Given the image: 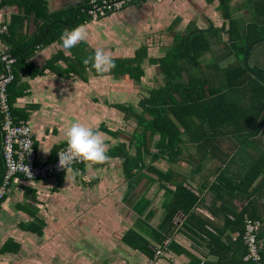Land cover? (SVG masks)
Returning <instances> with one entry per match:
<instances>
[{"label": "crops", "instance_id": "crops-1", "mask_svg": "<svg viewBox=\"0 0 264 264\" xmlns=\"http://www.w3.org/2000/svg\"><path fill=\"white\" fill-rule=\"evenodd\" d=\"M48 14L63 12L74 19L86 0H42ZM257 0H231L232 17L252 23L238 6ZM26 0H3L0 24L12 29L7 44H24L29 70L18 71L8 93L15 117L31 129L36 161H53L64 145V131L80 122L105 134L109 159L99 165L85 162L75 180L69 173L29 182L14 176L0 203V264H251L244 260L245 225L259 230L264 264V128L183 129L181 141L162 152L158 134L137 124L141 101L165 81L159 60L174 37L188 34L189 26L203 31L198 67L188 75L223 80L214 74L235 59L227 23L216 10L218 1L147 0L126 4L89 26V38L65 51L59 42L31 43L42 21L25 7ZM177 21V22H176ZM175 23V24H174ZM46 29V28H45ZM47 30V29H46ZM222 32L221 36L216 31ZM222 30V31H221ZM6 36V35H5ZM217 45V47H216ZM8 46V45H7ZM0 42V50L4 51ZM109 52L116 65L133 67L143 49L138 81L128 73L100 75L83 61L96 49ZM255 46L251 67L259 57ZM56 58L50 66L48 62ZM73 67H69L70 64ZM183 66H188L185 61ZM33 71L40 73L34 74ZM188 77L182 74V83ZM0 129V178L3 173ZM147 142L148 154L139 169L125 175L123 162L137 160V145ZM260 170L254 179L250 171ZM183 188L178 192V187ZM183 209L175 210L176 204ZM42 222L40 233L30 227ZM162 237V238H161ZM147 243L145 249L140 240ZM161 247V248H160ZM160 249L161 254L156 255ZM263 254V255H262Z\"/></svg>", "mask_w": 264, "mask_h": 264}, {"label": "trees", "instance_id": "trees-1", "mask_svg": "<svg viewBox=\"0 0 264 264\" xmlns=\"http://www.w3.org/2000/svg\"><path fill=\"white\" fill-rule=\"evenodd\" d=\"M26 1L25 7L27 11L33 12L36 18L42 21L39 34L31 43H39L41 35L46 31L40 46L59 42L60 36L66 29L71 30L77 25L89 22L87 12L92 7L90 5L91 0L84 2L82 13H78L75 19L73 13L63 15L61 11L48 14L45 9V3L42 0ZM146 1L130 0L126 4L144 3ZM205 1L207 4H211L215 0ZM217 1L216 10L220 12V15L229 27L228 30H230L228 35L231 46H228L227 50L232 51L233 58L235 59L226 70L211 76L218 75L223 80V84L214 86L211 84L212 78L199 79L188 75L189 66L196 68L199 65L198 58L201 56V48L204 46L208 50V45L203 35L204 32L189 26L188 34L175 36L171 45L172 47L159 60V70L165 84L158 89L150 91L141 101L142 113L140 116L134 115V119L141 129L144 130V133L148 132L150 135L158 134L160 136L159 142L162 144L166 143L162 152L168 149L172 150L174 145L181 141L180 134L177 131L179 128H177L175 122L183 125V129H204L202 127L204 123L210 129H224L227 127L226 125L230 124V119H232L237 125L234 129H257L256 125L262 123L264 118V68L260 66L251 67L248 62L251 50L255 46L264 44V0H257L255 2L254 5L256 6L253 7L255 20L247 26L244 25L243 19L241 22H237L232 17L229 5L231 0ZM9 32L11 34L13 31L7 25V33L0 36V42L5 47L4 51L14 59L12 64L14 80L7 86V93L11 92L16 82L17 72L29 70L28 65L25 63L28 52H23L26 45L16 42L7 44ZM143 55L144 51L140 49L138 55L132 60L135 62L133 67L116 65L113 72L128 73L130 76L134 74V80L138 81L142 76L139 64L143 60ZM55 59H51L47 66H50ZM184 61L188 66H183ZM69 67H73V64L71 63ZM1 69L2 62L0 60ZM184 72L188 77L187 84L182 83V74ZM33 73L40 72L33 71ZM12 114L15 122L20 121V118L15 117L13 111ZM263 126L264 124L260 125V127L264 128ZM147 142H144L142 139V144L137 145V160L127 158L123 162L124 166L128 164L124 168L126 176H129L132 169L140 168L139 163L142 164L144 157L148 154V150L146 149ZM260 167V170H262L264 163ZM260 170L253 169L249 174L252 176L255 172L253 177L255 179L260 174ZM177 189L178 192L184 190L180 186ZM178 208L183 209V206H179L177 203L175 210ZM41 224L42 222L38 221L30 227V230L40 233ZM258 234L259 230L257 229L256 237L260 244ZM139 240L145 249L147 243L143 239ZM241 241L244 244L243 240Z\"/></svg>", "mask_w": 264, "mask_h": 264}, {"label": "built area", "instance_id": "built-area-1", "mask_svg": "<svg viewBox=\"0 0 264 264\" xmlns=\"http://www.w3.org/2000/svg\"><path fill=\"white\" fill-rule=\"evenodd\" d=\"M3 0H0V3ZM130 0H91L92 7L88 9L89 22L96 23L104 18L108 13L120 10ZM7 33V25L0 24V36ZM0 60L2 69L0 70V129L1 156L4 172L0 183V203L6 197L12 178L19 176L25 181L35 182L47 179L51 176L59 175L64 172L58 168V153L66 150V145L62 146L53 161L38 163L34 150V141L31 129L24 121L15 122L12 109L8 102L7 86L14 80L12 64L14 62L7 52L0 50ZM85 162L76 160L71 167L76 168ZM28 169V170H27ZM257 226L248 223L245 225L243 242L245 247L244 260L251 264H263L260 255V244L257 240ZM156 255L162 253L160 249Z\"/></svg>", "mask_w": 264, "mask_h": 264}, {"label": "clouds", "instance_id": "clouds-1", "mask_svg": "<svg viewBox=\"0 0 264 264\" xmlns=\"http://www.w3.org/2000/svg\"><path fill=\"white\" fill-rule=\"evenodd\" d=\"M88 38L89 26L87 24H80L71 30L66 29L60 36L59 43L70 54L72 48L81 42L87 41ZM83 63L91 65V69L100 75L109 73L115 68L111 54L99 48L94 51L93 55L88 56ZM64 137L66 150L57 154L58 168L63 169L65 173H69L73 180L79 175V170L71 167L74 161L79 160L99 165L109 159L107 155L109 145L103 132L94 131L91 127L80 122H71L64 131Z\"/></svg>", "mask_w": 264, "mask_h": 264}, {"label": "rangeland", "instance_id": "rangeland-1", "mask_svg": "<svg viewBox=\"0 0 264 264\" xmlns=\"http://www.w3.org/2000/svg\"><path fill=\"white\" fill-rule=\"evenodd\" d=\"M244 2L247 4V3H249V0H244ZM236 8H242V10L246 12L245 14H246L247 19L248 18H252V19L255 18V16L253 15V7L252 6H248V5L242 6L241 5V6H238ZM233 9L234 8L231 7V11H233ZM216 33H217V35L221 36V38H218V40L219 41L222 40V38H223L222 32L217 30ZM216 47H217V45H216ZM261 51H263V50L257 49L254 52L256 53L255 55L259 57V63L260 64L258 66L264 68V54Z\"/></svg>", "mask_w": 264, "mask_h": 264}, {"label": "water", "instance_id": "water-1", "mask_svg": "<svg viewBox=\"0 0 264 264\" xmlns=\"http://www.w3.org/2000/svg\"><path fill=\"white\" fill-rule=\"evenodd\" d=\"M262 124H264V118H263V120H262V123H261V125H262ZM263 127H264V126H263Z\"/></svg>", "mask_w": 264, "mask_h": 264}]
</instances>
